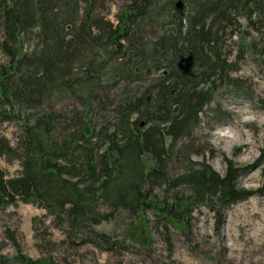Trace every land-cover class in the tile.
Returning a JSON list of instances; mask_svg holds the SVG:
<instances>
[{
	"label": "rangeland",
	"instance_id": "obj_1",
	"mask_svg": "<svg viewBox=\"0 0 264 264\" xmlns=\"http://www.w3.org/2000/svg\"><path fill=\"white\" fill-rule=\"evenodd\" d=\"M5 1L7 5L14 2ZM164 1L154 0L148 7L152 8L154 2L157 5ZM177 1L173 0L172 5L166 4L162 9L153 6L152 13H147L154 16L150 24L146 20L145 30L140 37L147 50L152 46L151 42L163 34L164 26L177 29V22L172 17ZM188 1L194 0H183L181 8L187 16L194 12V7H189ZM132 2L94 0L86 16L87 4L80 0L77 24H82L86 18H102L114 26L118 25L121 23V13L131 8ZM237 6L240 14H235L233 21L213 17L210 22L212 46L219 51L222 59L232 64L230 69L220 76L214 75L204 71L200 58L195 59L189 54L193 63L190 74L186 75L176 63L178 70L190 77L199 90L208 92L209 102L198 113L189 135L182 134L175 143L172 158H168L166 178L155 182L151 189L161 202L173 203L175 196L187 202L192 196V188L184 183L182 176L191 167L198 168L202 162L224 175L228 159L237 167L250 166L237 177L240 187L263 191L225 206L217 204L212 207L206 200L193 201L186 216V230L153 210H132L125 204L115 207L103 201H97L93 211L83 214L86 219L84 226L73 230L71 218L67 215L62 213L57 217L37 202L18 198L15 204L0 207V264H24L16 259L19 251L33 259H51L54 262L47 264H264V167H252L264 144V25L258 23L252 27L255 14L251 13L248 18L245 8ZM3 16L4 7L0 5L1 67L12 63L10 55L3 49L5 43L20 48L19 57L33 54L43 47L37 35V25L29 26L26 30L17 29L16 37L12 38L3 28ZM160 21L163 22L162 27ZM184 25V31H187L185 21ZM241 39L243 44L240 43ZM127 44L126 41L125 46ZM88 49L91 50L86 55V65L75 66L80 68L75 69L79 77L74 75V78H70H73L76 87L80 83V76L85 78L89 68L98 70V78L87 79L85 86L91 84V91L87 89L71 96L69 83L63 86L60 81L51 89L47 102L30 106L28 103L23 105L16 97L12 105L0 88V150L3 151L0 153V168L6 172L7 178L22 174L24 134L28 127L36 126L45 112L59 115L60 132L53 136L57 142L78 129L75 117L91 125L94 134L90 138L93 145L90 144L100 154L106 151L108 141L99 140V133L103 127H107L108 132L114 129L117 108H125L130 100L140 97L145 89L162 78V74L171 70L168 65L171 55L168 54L161 66L145 69L141 78H127L124 77L127 66L122 55L120 57L113 53V43L94 48L88 45ZM106 52L113 54L106 59L109 56ZM211 60H215L212 54ZM20 69L19 75L14 71L6 79L16 88L26 66ZM203 71L206 80L202 78ZM18 91L17 95L20 96L19 88ZM129 119L130 123L134 120L144 121L142 130L154 121L160 122L161 126L167 122L162 116L157 120L151 116L141 117L135 110L131 111ZM170 143L168 137L165 146L170 147ZM75 144L81 150L87 146L81 141ZM187 156L192 165H189ZM144 162L145 171L153 167L150 159L145 158ZM72 175L74 179L81 176ZM117 179L112 180V189ZM95 212L107 217L96 223L93 218ZM9 231L15 232L17 244L9 238ZM101 234H106L107 240Z\"/></svg>",
	"mask_w": 264,
	"mask_h": 264
},
{
	"label": "trees",
	"instance_id": "obj_2",
	"mask_svg": "<svg viewBox=\"0 0 264 264\" xmlns=\"http://www.w3.org/2000/svg\"><path fill=\"white\" fill-rule=\"evenodd\" d=\"M84 1L88 16L94 0ZM153 1L133 0L131 8L121 13V23L114 26L102 18H86L78 25L80 0H14L12 5L0 0V5L4 7L3 28L8 36L16 37L17 29L26 30L29 26L37 25V35L43 45L39 51L35 50L28 56L22 54L20 57V48L7 43L3 45L12 63L0 66V88L5 99L12 101V105L15 97L23 105L28 103L30 106H37L47 102L51 89L60 81L63 86L69 83L71 96L87 89L91 91V84L85 85L87 79L98 78V70L89 68L85 78L80 76V83L76 87L72 82L74 75H79L75 69L80 68L75 66L86 65V55L91 50L88 45L94 48L113 43V53L120 57L122 55L127 66L124 72V77L127 78H141L145 69L161 66L163 58L171 55L168 64L171 70L162 74V78L145 89L140 97L130 100L125 108H117V122L111 132H108L107 127L101 129L99 140L108 141L105 152L99 154L91 146L94 129L77 117L72 118L78 122V129L60 142L53 140L61 127L58 114L45 112L35 127H28L23 137L25 155L22 159V174L7 178L6 172L0 168V207L15 204L18 198L27 202L34 201L48 208L57 217L62 213L67 215L71 218V228L76 230L85 225L83 214L93 211L97 201H103L115 207L125 204L132 210H153L186 230V216L193 201L206 200L212 207L217 204L225 206L263 191L240 187L237 177L250 166L237 167L227 159L224 175L214 171L208 163L202 162L198 168L191 167L182 176L184 183L192 188V198L188 200L190 206L188 201L183 202L177 196L173 203H168L161 202L152 194L153 184L167 176L168 158H172L173 147L178 138L185 133L189 135L198 113L209 102L208 92L199 90L196 83L190 81V77L178 70L176 63L182 56L192 54L195 59H201L204 71L220 76L232 64L222 59L219 51L212 46L210 22L213 17L233 21L234 15L240 14V11L237 12V5H240L246 10V17L250 18L251 13L255 14L256 17H252V27L258 23L264 25V0L188 1L189 7H194V12L187 16L175 7L172 17L177 22V29L164 26L163 34L151 42L152 46L147 50L140 38L145 30L146 20L150 24L154 17L147 13L151 14L154 7L162 9L173 2L166 0L157 5L154 2V7H148ZM208 18H211L210 21H207ZM184 21L187 23V31H184ZM159 24L163 26L162 21ZM240 43L243 44V39ZM106 53L109 55L106 59L113 54ZM211 54L215 60H211ZM21 66H26V71L19 77L18 96V88L7 83L6 79L14 71L19 75ZM204 71L201 74L203 80H206ZM132 110L141 117L151 116L155 120L162 116L167 122L161 126L160 122L154 121L147 129L142 130L144 121L134 120L130 123ZM168 137L171 139L170 147L165 146ZM76 141L84 142L86 148L81 150L75 144ZM1 152L3 153L0 150ZM145 158L153 163L148 171L144 169ZM187 159L189 165H192L188 156ZM255 165L264 167V144L252 167ZM72 174L81 176L74 179ZM115 177L118 179L112 189L111 182ZM104 217L107 215L95 212L93 218L98 223ZM8 235L17 244L15 232L9 231ZM101 236L107 240L106 234ZM16 259L24 264L54 263L51 259H33L22 251H19Z\"/></svg>",
	"mask_w": 264,
	"mask_h": 264
},
{
	"label": "water",
	"instance_id": "obj_3",
	"mask_svg": "<svg viewBox=\"0 0 264 264\" xmlns=\"http://www.w3.org/2000/svg\"><path fill=\"white\" fill-rule=\"evenodd\" d=\"M182 6H183V0H178L176 4V8L179 11H181ZM192 63H193V58L192 56L189 55L188 57H182L178 61V67L180 68L183 74L189 75Z\"/></svg>",
	"mask_w": 264,
	"mask_h": 264
}]
</instances>
